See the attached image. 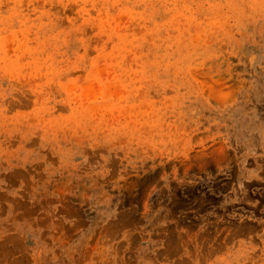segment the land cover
<instances>
[{"label": "rangeland", "instance_id": "rangeland-1", "mask_svg": "<svg viewBox=\"0 0 264 264\" xmlns=\"http://www.w3.org/2000/svg\"><path fill=\"white\" fill-rule=\"evenodd\" d=\"M0 264H264V0H0Z\"/></svg>", "mask_w": 264, "mask_h": 264}]
</instances>
